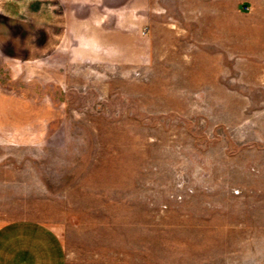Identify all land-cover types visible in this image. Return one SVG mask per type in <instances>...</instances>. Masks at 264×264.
Returning <instances> with one entry per match:
<instances>
[{
	"label": "rangeland",
	"instance_id": "374dc122",
	"mask_svg": "<svg viewBox=\"0 0 264 264\" xmlns=\"http://www.w3.org/2000/svg\"><path fill=\"white\" fill-rule=\"evenodd\" d=\"M66 264H264V0H0V225Z\"/></svg>",
	"mask_w": 264,
	"mask_h": 264
},
{
	"label": "crops",
	"instance_id": "0c3cea01",
	"mask_svg": "<svg viewBox=\"0 0 264 264\" xmlns=\"http://www.w3.org/2000/svg\"><path fill=\"white\" fill-rule=\"evenodd\" d=\"M0 264H66V256L51 227L35 220H14L0 225Z\"/></svg>",
	"mask_w": 264,
	"mask_h": 264
}]
</instances>
